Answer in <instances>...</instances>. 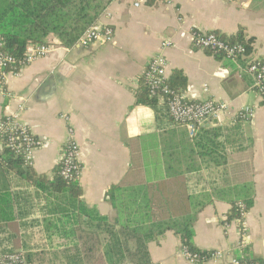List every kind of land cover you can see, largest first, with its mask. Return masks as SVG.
<instances>
[{"label": "crops", "instance_id": "crops-1", "mask_svg": "<svg viewBox=\"0 0 264 264\" xmlns=\"http://www.w3.org/2000/svg\"><path fill=\"white\" fill-rule=\"evenodd\" d=\"M102 5L94 28H112L113 42L57 45L19 75H9L7 93L0 90V121L18 114L43 142L31 168L49 180L73 129L82 202L110 222L116 217L109 198L113 187L149 185L156 213L165 199L170 206L162 210L173 216L190 214L191 201L198 203L196 248L225 255L207 264H233L245 253L264 260V96L246 71L250 62L264 59V0H103ZM195 31L228 39L242 33L251 50L233 62L198 49ZM167 42L170 47L163 48ZM156 56L167 59L168 77L174 71L186 77L188 100L228 107L204 124L196 141L171 120L164 100L156 108L136 105ZM245 108L253 117L237 122ZM3 194L13 201L15 220L0 222V256L22 253L27 264H91L100 253L95 248L109 240L107 227L85 217L62 227L50 205L55 199L0 164ZM237 201L250 203L241 224L228 221ZM182 249L174 231L149 244L154 264H190Z\"/></svg>", "mask_w": 264, "mask_h": 264}, {"label": "trees", "instance_id": "trees-1", "mask_svg": "<svg viewBox=\"0 0 264 264\" xmlns=\"http://www.w3.org/2000/svg\"><path fill=\"white\" fill-rule=\"evenodd\" d=\"M102 1L0 0V52L22 61L30 45L74 46L85 32L96 25L104 8ZM220 38L229 44H241L247 48V51L251 50V40H246L242 33L229 39ZM167 84L173 92L185 94L187 79L182 72L174 71ZM159 100L161 99L158 95H151L149 85L143 78L136 94V105L156 108ZM166 100L165 97L164 105L169 115ZM237 122L242 120L239 119ZM203 131V127L199 128L191 139L196 141ZM0 164L29 186L55 199V202H50V205L53 212L60 213L61 218L57 221L62 227L69 224L71 220L79 223L82 217L87 218L91 223L98 224L99 227L101 225L107 227L104 228V235H107L109 240L103 248L100 247L98 250L95 248L100 253L93 258L91 264H154L150 258L149 244L158 241L167 231H174L180 237L182 246L189 252L203 256L209 254L197 249L193 241V225L199 210L197 202L191 201L190 214L173 216L171 211L162 210L163 207L169 209L170 206L165 199L163 205L161 201H158L161 210L156 213L154 209L157 201L152 187L149 185L116 186L109 191L110 201L116 210V217L113 222H110L108 218L101 217L95 210L86 208L81 198L82 189L79 178L70 182L64 180L60 174L61 164L55 168L53 180L36 174L31 167L24 164L21 157L11 151H5L0 155ZM240 204L244 206V210ZM249 210L250 203L234 202L228 214V221H239L241 224L244 214ZM13 220H15V213L10 195H0V222L7 223ZM99 236L96 237L99 238ZM236 260L239 264H264L263 259L255 258L247 253L238 255ZM80 262L83 264L82 260Z\"/></svg>", "mask_w": 264, "mask_h": 264}, {"label": "built area", "instance_id": "built-area-1", "mask_svg": "<svg viewBox=\"0 0 264 264\" xmlns=\"http://www.w3.org/2000/svg\"><path fill=\"white\" fill-rule=\"evenodd\" d=\"M167 4H173L175 0H156ZM141 1L135 4L140 7ZM193 43L200 49L221 54L226 59L233 62L247 56V48L241 44H229L218 34L205 33L200 31L193 32ZM114 40V31L110 27L103 29L91 28L85 32L78 43L87 46L92 43L110 44ZM171 43L163 44V48L170 47ZM55 48L46 45H30L27 48L25 58L18 61L14 56L0 52V90L7 93L5 84L9 75L17 76L24 67L30 66L36 61L47 57ZM168 62L164 56L153 58L145 71L144 78L149 85L152 96H159L164 100L166 97V106L172 120L185 127L190 136H194L199 128L203 127L209 121L218 119L223 113L227 112L228 107L225 104L214 100L205 102H193L186 98L185 94H177L170 90L167 81ZM246 71L254 80V88L260 95L264 96V59L252 61L247 65ZM160 92V93H159ZM165 103V102H164ZM254 112L251 108H245L238 116L240 119H249L253 117ZM69 137L61 154L60 164L61 177L66 181L76 180L80 177L81 167L79 164V146L74 138L73 129L68 130ZM43 146V142L38 139L24 124L20 116H6L0 121V155L5 151H11L16 156L22 158L24 164L28 167L34 166V154ZM244 210V206L240 204ZM246 213L244 214V216ZM183 257L190 264H207L212 261H221L225 258L223 252H209L206 256L199 253H191L186 248L182 249ZM0 264H27L22 253L14 252L0 256ZM233 264H239L235 259Z\"/></svg>", "mask_w": 264, "mask_h": 264}]
</instances>
